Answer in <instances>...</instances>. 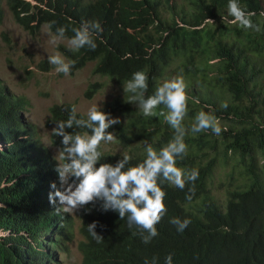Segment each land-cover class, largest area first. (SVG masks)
<instances>
[{"label": "trees", "instance_id": "obj_1", "mask_svg": "<svg viewBox=\"0 0 264 264\" xmlns=\"http://www.w3.org/2000/svg\"><path fill=\"white\" fill-rule=\"evenodd\" d=\"M51 3L57 13L47 11L39 19L54 31L65 27L66 36H73L72 29L84 21H98L103 28L94 51L61 47L76 62L71 74L95 61V73L126 84L134 72L143 71L148 76L147 98L155 94L161 78L170 74L168 68L175 63L173 72H182L189 98L183 125L194 124L201 111L220 116L223 125L229 123V129L219 136L211 130L185 135L187 152L177 166L198 170L195 193L189 200V186L181 190L167 182L160 185L166 193L167 213L157 224L159 235L150 243L142 241L137 226L128 227L127 217L121 220L118 212L103 211L100 202L79 209L86 239L81 245L82 264H145L153 257L158 258L157 264H165L170 253L173 264H264V163L257 159L259 155L264 158L263 0H238L242 8L256 13L251 19L260 32L229 23V0H177L173 4L169 0H49ZM206 19H215L216 24H205ZM126 53L129 59L122 58ZM38 67L51 69L48 59ZM102 86L100 82L90 84L86 97L90 99ZM25 102L24 97L13 96L0 79V185H10L0 187V232H5L0 235V264H52L56 253L45 241L53 249L64 247L71 237L72 218L49 202L51 183L55 181L59 187L57 163L50 153L42 155L35 143L33 125L21 115ZM225 103L226 109L221 107ZM73 107L75 103L54 104L47 125L55 127V122L66 121ZM101 110L111 116L117 112L130 115L128 121L107 130L117 132L127 146L134 138L140 140L129 150L128 167L146 159L149 144H139L142 140H151L150 145L159 151L174 138L175 130L160 115L169 112L164 105L152 117L122 99ZM77 117L87 119L79 111ZM68 131L90 134L86 128ZM61 139L51 135L55 146H61ZM100 150L104 158L97 166L115 165L122 159L123 154ZM213 150L226 157L232 152L245 167L243 178L228 188L225 209L209 187L219 159L215 153L206 160L207 151ZM174 217L190 220L183 232L169 223ZM93 221L103 236L100 243L88 232Z\"/></svg>", "mask_w": 264, "mask_h": 264}, {"label": "clouds", "instance_id": "obj_2", "mask_svg": "<svg viewBox=\"0 0 264 264\" xmlns=\"http://www.w3.org/2000/svg\"><path fill=\"white\" fill-rule=\"evenodd\" d=\"M28 6H30L29 10ZM6 10L10 12L15 23L30 34H36L43 25H48L47 34L50 37V43L58 45L57 49L69 60L59 52L49 55L46 59H48L51 69L55 68L57 73H63L65 76L71 73L76 62L71 60L61 47H66L73 52H77L82 48L94 51L97 48L96 37L103 32L102 25L98 21H84L78 28L72 29L74 35L69 37L66 36L65 27H59L54 31L49 23H41L39 19L40 14H44L47 11L57 13L54 3L49 4V0H0V26L4 23ZM227 12L228 16L232 17L228 19L229 23H238L242 28L253 29L255 32L261 31L260 26L254 24L251 19L256 13L242 8L238 0H229ZM167 16H170V14ZM222 19H227V17ZM214 21L215 19H206L204 23L215 25ZM6 39L8 40V37ZM62 42L65 45L60 44ZM122 58L129 59L130 54L126 53ZM40 62L37 66H39ZM147 89V74L143 71L134 72L132 78L123 85L124 93H130L125 100L131 103V106L132 104L137 105L139 109L134 107L133 109L142 111L146 117L155 116V109L158 106H166L169 112L165 110L160 115H164V123L169 124L175 130L173 140L159 151L155 150L150 144L147 145L146 159L136 166L128 167L132 159L129 154L110 153L101 146L102 143L108 144L116 141L117 132L113 133L107 130L120 123V119L102 111L97 106H92L88 110L87 119L78 118L77 110L73 107L68 119L55 122V127L52 129V134L62 139L61 146H56L58 147V158L52 157L57 161L55 171L58 175L59 187L53 181L50 185L53 191H50L48 196L52 205L60 207L59 209L63 210H61L62 213L67 214L76 212L86 205L91 204L94 206L97 202H100L103 211L118 212L121 220L127 217L130 229L134 225L137 226L140 230L139 235L145 244L150 243L153 238L159 235L157 224L167 213V207L164 203L166 193L160 185L167 182L181 190L189 186L190 194L186 197L189 200L192 199V195L195 193L194 182L199 176L198 170L186 171L177 166V160L182 159L187 152V145L184 142L187 132L199 133L211 130L213 134L219 136L222 131L229 129V123L223 125L224 119L220 116L215 117L211 113L204 111L196 112L194 124L183 125L182 122L185 121L188 115L189 98L182 77L165 81L154 95L146 98ZM221 107L226 109L228 105L225 103ZM220 125H223L224 128L222 129ZM74 128L89 129L90 134L88 132L80 134L79 132L68 131ZM130 134L132 136L136 135L134 132ZM118 139L129 150L133 149L139 140L134 138L131 145L127 146L119 137ZM100 147L105 153L113 155L123 154L122 159L118 160L115 165L99 163V166H97L98 162L104 158V153L100 150ZM213 152L215 151H207L206 160L209 159L207 157ZM213 156L216 155L214 154ZM260 158L263 157L261 156ZM263 163L264 161L261 164ZM211 177L209 182H211ZM9 186L7 184L0 185V187ZM226 198L227 192L223 200L218 198L224 209L226 207ZM169 223L174 225L177 231L183 232L190 224V220H181L178 217H174L170 219ZM96 227V221L88 224V232L97 243H100L103 240V236L97 233ZM0 233L2 235L5 234L2 231ZM83 237L84 240L81 245L86 240L84 235ZM45 244L54 252L60 248L53 249L50 241H45ZM82 254L84 259L83 251ZM157 261L158 258L153 257L151 261L145 260V264H157ZM165 264H173L171 253L165 257Z\"/></svg>", "mask_w": 264, "mask_h": 264}, {"label": "rangeland", "instance_id": "obj_3", "mask_svg": "<svg viewBox=\"0 0 264 264\" xmlns=\"http://www.w3.org/2000/svg\"><path fill=\"white\" fill-rule=\"evenodd\" d=\"M169 1L173 4L177 0ZM168 14L164 13L165 16ZM47 29L48 25H43L36 34H30L16 24L10 12L6 10L4 23L0 26V77L13 96L25 98L26 102L21 108V115L26 122L33 125L34 140L39 150L43 151L42 155L50 153L56 159L58 158V147L54 146L51 141L54 126L47 125L50 109L54 104L75 103L77 111L87 115L92 106L102 109L107 103L116 99L125 100L130 93H124L123 85L125 84H119L115 78L95 73L96 63L94 61L67 76L57 73L55 68L50 71L39 69L37 64L41 60L57 52L61 53L57 49L58 45L50 43ZM60 44L65 45L63 42ZM61 54L63 55V53ZM171 65L168 68L170 74H165L161 79V84L173 78L182 77L181 71L173 72L176 64L171 63ZM182 78L184 80V77ZM95 82H100L103 86L88 99L85 93L89 85ZM132 107L138 108L135 104H132ZM113 117H118L121 122H126L130 115L118 112ZM141 142H143L139 143L141 145L151 144L149 139ZM101 146L110 153L130 154L129 149L119 141L118 137L114 143H102ZM219 147L222 146L219 145ZM215 153L219 154V160L211 177L210 188L217 198L223 200L228 188L232 187V184H236L239 178H243L242 172L245 167L232 153L226 157L222 152H213L207 158ZM260 157L261 155L257 159L259 160ZM260 161L262 163L264 158H260ZM261 163L259 162V164ZM68 214L72 218L68 231L71 238L65 241V247L55 251L56 259L51 261L52 264H82L83 254L80 245L84 237L81 232L82 221L79 210ZM0 235L2 234L0 233Z\"/></svg>", "mask_w": 264, "mask_h": 264}]
</instances>
